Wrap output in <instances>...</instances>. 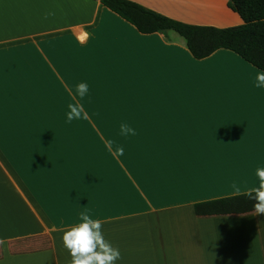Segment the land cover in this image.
Listing matches in <instances>:
<instances>
[{
    "label": "crops",
    "instance_id": "0c3cea01",
    "mask_svg": "<svg viewBox=\"0 0 264 264\" xmlns=\"http://www.w3.org/2000/svg\"><path fill=\"white\" fill-rule=\"evenodd\" d=\"M132 1L243 22L228 0ZM175 33H141L99 0H0V264H69L60 237L86 209L115 264H264V216L193 209L256 183L263 70L227 49L194 58ZM69 103L88 119L67 122Z\"/></svg>",
    "mask_w": 264,
    "mask_h": 264
},
{
    "label": "trees",
    "instance_id": "16d2710c",
    "mask_svg": "<svg viewBox=\"0 0 264 264\" xmlns=\"http://www.w3.org/2000/svg\"><path fill=\"white\" fill-rule=\"evenodd\" d=\"M103 6L131 23L141 33L172 30L182 36L194 58L207 57L227 49L264 71V0H228L227 6L238 13L239 25L216 27L182 22L132 0H99ZM253 208V201L236 194L198 201L193 209L200 213L242 211Z\"/></svg>",
    "mask_w": 264,
    "mask_h": 264
},
{
    "label": "clouds",
    "instance_id": "9594fccd",
    "mask_svg": "<svg viewBox=\"0 0 264 264\" xmlns=\"http://www.w3.org/2000/svg\"><path fill=\"white\" fill-rule=\"evenodd\" d=\"M55 15L54 12H47L44 18ZM253 84L257 88H264V71L257 72ZM76 94L83 99L88 93V85L84 82L78 83L76 86ZM66 113L67 122L73 120L88 119L87 113L84 112L81 104H68ZM120 134L127 136L135 135V129L127 123L120 124ZM112 144V141L108 142ZM116 155H123V147L118 146ZM254 179L256 183L249 190L242 192L241 187L236 182H232L230 187L233 192L239 196L244 195L253 201L252 215L264 216V167H257L254 170ZM90 209L81 212L78 222L69 226L62 232L60 237L62 247L67 250L71 260L69 264H115L121 258L118 248L104 238L102 232V221L94 219L89 214Z\"/></svg>",
    "mask_w": 264,
    "mask_h": 264
},
{
    "label": "rangeland",
    "instance_id": "374dc122",
    "mask_svg": "<svg viewBox=\"0 0 264 264\" xmlns=\"http://www.w3.org/2000/svg\"><path fill=\"white\" fill-rule=\"evenodd\" d=\"M176 34V33H175Z\"/></svg>",
    "mask_w": 264,
    "mask_h": 264
}]
</instances>
